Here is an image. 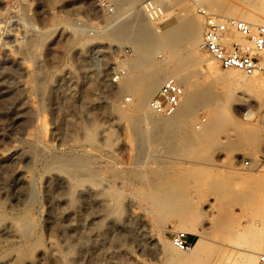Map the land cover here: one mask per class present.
<instances>
[{"label": "rangeland", "instance_id": "374dc122", "mask_svg": "<svg viewBox=\"0 0 264 264\" xmlns=\"http://www.w3.org/2000/svg\"><path fill=\"white\" fill-rule=\"evenodd\" d=\"M107 1L115 13L99 0H0V264H117L107 247L127 222L160 242L155 252L130 234L125 251L141 264H264V185L251 184L255 172L264 176V77L250 76L261 84L250 91L235 82L248 76L213 61L198 10L248 20L264 0H156L168 10L158 20L144 0ZM135 14L161 28L184 18L195 39L186 32L171 51L145 47L157 70L148 76L137 48L108 33ZM125 45L136 55L117 53ZM115 68H124L118 81ZM150 77L179 79L177 113L149 106L158 92ZM125 78L141 88L121 90ZM53 173L69 180L71 202L53 207L64 215L50 223ZM80 184H97L104 200L82 195ZM179 230L190 248L201 241L198 251L172 243ZM50 239L57 260L39 255ZM177 251L190 260H174ZM129 254L124 264H134Z\"/></svg>", "mask_w": 264, "mask_h": 264}, {"label": "bare ground", "instance_id": "6f19581e", "mask_svg": "<svg viewBox=\"0 0 264 264\" xmlns=\"http://www.w3.org/2000/svg\"><path fill=\"white\" fill-rule=\"evenodd\" d=\"M256 1L259 2V0H256ZM258 4H259V7L254 8L251 11V14H250L248 20H246L247 22L252 23V24H258V23L264 22V9H263L261 3H258ZM166 9L167 8L161 7V10L163 13L160 17L161 19L164 18L165 16H167L168 10L166 11ZM149 19H147V17H140L139 15L135 14L133 16V20H132L131 24L130 23H129V25L122 24V25H118L114 28L112 27V29H110L108 32L110 35L115 36L119 40H121L125 43H131L137 48V50H138V61L139 62H136V65L138 67H142L143 69H142L141 73L148 74V76H150L151 74H154V72H157V70H156V68H154L156 61L151 59V55L147 51L146 48L152 47L153 45L156 44V42H160L163 47H165L171 51L173 46H175L176 42L178 41V39L183 34H185L186 32L191 34L190 36L192 37L193 40L195 39V35H196V31L187 30V28H185L184 18L181 20L182 22L180 21L179 23L173 25L172 27H168V28L156 27L153 25L154 22L153 23L150 22ZM185 21H188V20L185 19ZM201 45L203 48V38H202ZM140 46L144 47V49H143L144 52L142 51V49H141L142 47L140 48ZM97 47H102V48H97ZM97 47L96 48L98 51H100V49H102L101 51H103V49H106L107 47H108L107 49L110 50L111 45H103V46H97ZM106 52H108V51H106ZM80 55H81V53H80ZM103 56H105V55H103ZM213 61L215 63L219 64L214 58H213ZM148 62H150L149 66L146 65ZM235 71H239V70H235ZM239 72H241L242 74H244L248 77H242V78L237 77V78H235V82L237 85H239L240 87H242L244 89L245 88L250 89V91L254 90V89H258L261 87L260 82L255 81L253 77H250V76H254L256 74L247 75L242 71H239ZM148 76H146V77H148ZM107 77H108V74H107ZM166 78H168V77H166ZM174 78L176 80L178 79L176 77H174ZM162 79L163 78H157V77H153V79H152L150 77L149 85H150L151 91H158L160 89V86L162 84V83L160 84V82ZM177 81L180 82L179 79ZM142 82H143L142 80H138V79L134 80L131 78H129V79L125 78V80H123V84L120 88H121V90L127 89L128 91H130L129 93L133 94L134 92H136L138 89L141 88ZM128 100H129V98H128ZM149 106H150V100H149ZM244 163H248V162L244 161ZM65 179H66L65 176L62 174H59V173H53L47 179L46 189L48 192H50L52 195H54L56 190H60V192L57 193V195H55V196L51 195V197H50V204L52 205V211H51V214L49 216L50 223L51 222L53 223V221H56V220L62 218L64 215L63 212H59L58 210L55 211L53 209V207L54 208L55 207H62V206L65 207L66 205H68L71 202V198L69 196V193L67 192L68 188L71 186H69L70 185L69 180H67V182H66ZM57 181H58V183H56ZM55 183L58 185H56ZM96 186H97V184H96ZM96 186L93 184L92 185L80 184L78 189H79V192L82 193V195H84L83 193L90 194L91 197L93 198L97 194L96 193L97 192ZM104 187L105 186L101 187L102 190H104L103 189ZM101 188L99 187V189H101ZM93 192H94V196L92 195ZM96 196H97V198H98V196L100 197L99 192H98V195H96ZM96 196H95V198H96ZM95 198H93V199H95ZM87 199H89V198H87ZM99 199L101 201L102 198L100 197ZM103 200L104 199H102V201ZM103 204H105V203H103ZM127 223H124L122 225L114 227L113 234L115 236L110 241L111 243L109 242L110 246L107 247V250H108L107 252L110 255L109 257L111 258L110 261H113L117 264H124V263H126L125 258L127 257V254L130 253L129 256H131L133 259L132 263L134 262V264H141V259L138 256L132 254L129 250L125 251V249H126L125 245L129 243V242H125V241H128V239H130V234H133V236L138 240L139 245L148 244L146 246H149V245L153 246L154 248L152 247L151 249H153V250L155 249L156 250L155 252H157V248L158 249L160 248L159 247L160 242L155 237H153V235H151L149 233V231L145 229V227H142L139 230L138 229L135 230L134 231V233H136V235H135ZM263 223L264 222H262V224ZM72 225H74V224H72ZM105 242L103 243L104 247H106V244H107V242H106V244H105ZM151 246H149V247H151ZM200 246H201V241L197 240L195 242L194 246L192 248H188L187 250L191 249L193 251V253H195L196 251H198ZM71 247H72V245H71ZM39 255H41V257L48 256L52 260H54L56 258L58 259V257H59L58 242L55 239H50L49 240V246L47 247V249L46 250L42 249L40 251ZM172 257L174 260H176L178 262L187 263L190 260L191 256L183 254L180 251H177V252L172 253ZM74 260L79 261L80 259L77 258ZM29 264H37V262L32 260V261H30Z\"/></svg>", "mask_w": 264, "mask_h": 264}, {"label": "built area", "instance_id": "2783aa9c", "mask_svg": "<svg viewBox=\"0 0 264 264\" xmlns=\"http://www.w3.org/2000/svg\"><path fill=\"white\" fill-rule=\"evenodd\" d=\"M156 0H144L143 10L151 20H158L162 13ZM99 6L115 13V7L107 0H99ZM206 17L203 34V48L212 56L224 70H239L247 75L264 77V23L252 24L246 20L232 17L213 16L205 9H198ZM115 11V12H114ZM127 57L135 56L133 46L125 45L117 51ZM123 68H115L113 81H118L123 74ZM185 88L175 78H166L160 89L150 99V106L162 116L177 113L183 105ZM129 97H127L128 100ZM264 113V99L261 102ZM172 243L179 249L190 248L189 233L183 230L175 231ZM264 262V255L261 256Z\"/></svg>", "mask_w": 264, "mask_h": 264}, {"label": "crops", "instance_id": "0c3cea01", "mask_svg": "<svg viewBox=\"0 0 264 264\" xmlns=\"http://www.w3.org/2000/svg\"><path fill=\"white\" fill-rule=\"evenodd\" d=\"M248 163H251L250 161ZM251 184L253 186L264 185V176L257 174L256 172L251 176ZM195 234V233H194Z\"/></svg>", "mask_w": 264, "mask_h": 264}]
</instances>
